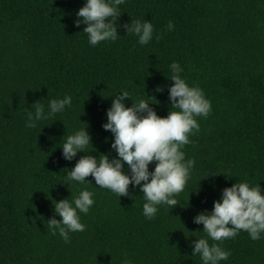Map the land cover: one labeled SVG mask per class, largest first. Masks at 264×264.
Instances as JSON below:
<instances>
[{"label":"trees","instance_id":"16d2710c","mask_svg":"<svg viewBox=\"0 0 264 264\" xmlns=\"http://www.w3.org/2000/svg\"><path fill=\"white\" fill-rule=\"evenodd\" d=\"M83 3L0 0V264H120L125 257L133 264H201L190 242L205 234L192 217L210 211L220 190L237 179L259 183L264 192V0H124L121 25L150 20L153 38L140 45L119 26L115 40L95 46L84 25L73 23ZM172 61L211 103L182 149L194 165L178 204L159 205L148 219L139 186L130 184L129 195L118 197L91 175L92 184L61 182L64 168L83 154L71 161L61 155L74 129L87 126L92 155H115L112 134L101 127L109 95L127 89L167 115ZM157 85L163 90L155 91ZM65 94L71 106L25 127V109L34 101L47 106ZM81 187L92 191L94 204L80 213L85 230L69 233L65 243L46 221L60 219L53 200H71ZM216 243L230 250L219 264H264V233L252 240L241 230Z\"/></svg>","mask_w":264,"mask_h":264},{"label":"clouds","instance_id":"9594fccd","mask_svg":"<svg viewBox=\"0 0 264 264\" xmlns=\"http://www.w3.org/2000/svg\"><path fill=\"white\" fill-rule=\"evenodd\" d=\"M123 3L124 0H84L75 11L78 18L73 23L84 25L82 31L92 46L115 40L119 36V26L126 33L135 35L140 45L147 44L153 38L151 21L131 19L121 25L119 5ZM173 27L169 20L167 29ZM168 68L171 73L168 79L172 83L167 87L170 101L167 115H158L143 96L133 99L127 89L109 95L111 102L105 110L106 121L101 127L111 132L109 148L115 155L109 158L110 153L91 154L93 151L88 146L93 147L87 126L74 129L66 137L63 134L59 147L63 159L71 161L78 152L83 154L71 169L64 168L66 172L61 182L67 187L73 182L92 184L86 179L91 175L95 185L109 189L118 197L129 195L130 184L133 188L139 186L144 201L142 214L148 219L154 217L159 205H168L171 209L178 204L176 194L183 191L194 165V160L185 158L182 149L191 142L189 133L194 135L199 131L196 117H206L211 103L198 85H189L180 75L183 69L179 62L172 61ZM162 90L161 86H156L155 91ZM126 98L131 100L129 106L125 104ZM71 103L72 97L68 94L49 99L47 106L39 100L34 101L30 109H25V127H36L37 122L63 112ZM150 163L153 164L151 170ZM93 204V193L87 187H81L71 200H53L54 213L60 219L52 217L46 221L49 231L54 235L58 233L65 243L69 242V233L85 230L80 213H87ZM192 220L202 223L201 231L205 235H193L196 239L190 242L191 255H198L201 264H219L229 257L230 250L222 248L216 241L234 237L241 230L246 231L252 240L260 239L264 233V192L259 183L250 185L247 180L237 179L231 186L220 190V196L213 200L210 211L204 209ZM209 240L213 242L209 243ZM120 264H133V261L125 257Z\"/></svg>","mask_w":264,"mask_h":264}]
</instances>
